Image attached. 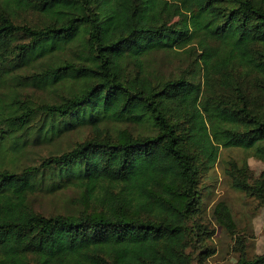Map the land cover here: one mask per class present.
I'll use <instances>...</instances> for the list:
<instances>
[{"label":"trees","instance_id":"obj_1","mask_svg":"<svg viewBox=\"0 0 264 264\" xmlns=\"http://www.w3.org/2000/svg\"><path fill=\"white\" fill-rule=\"evenodd\" d=\"M161 52L188 66L163 75ZM29 85L69 91L37 102ZM116 122L143 129H107ZM87 125L98 134L18 166L28 146ZM222 147L264 163V0H0V264L205 259L201 181ZM224 173L264 203V168L232 159ZM64 188L78 210L32 205ZM212 216L235 230L225 203ZM232 264H264V252L241 246Z\"/></svg>","mask_w":264,"mask_h":264},{"label":"rangeland","instance_id":"obj_2","mask_svg":"<svg viewBox=\"0 0 264 264\" xmlns=\"http://www.w3.org/2000/svg\"><path fill=\"white\" fill-rule=\"evenodd\" d=\"M184 54H169L161 52L155 55L154 65L164 73L165 76L178 73L180 68L187 67L188 62L184 60ZM22 88V87H21ZM60 88V87H59ZM69 91V86L64 85L61 89H39L32 85L23 87L21 92L34 101H54L63 93ZM110 131L115 128H127L133 133H138L143 128L130 122H116V124L107 123ZM106 126H104L105 128ZM96 129L87 125L79 126L68 131L66 134L55 139L51 144H33L28 146L25 155L17 158L18 166L36 163L38 164L46 155L67 150L77 142L85 141L95 136ZM246 158L256 174L264 168V163L256 158L246 149L231 147L221 148L220 157L216 166L211 168L207 177L202 178L201 188L205 197L206 207L204 221L208 225V239L206 243L212 253L205 259L199 258L196 254L194 264H232L239 253V248L243 246L250 255L264 252V203H261L255 197L249 196L242 190L235 188L230 178L224 173L226 160H241ZM7 165H15L8 157L4 160ZM79 191L75 188H64L55 192L46 190L38 191L32 197V205L40 212L52 214L57 212L75 211L80 208L77 197ZM223 202L230 207L234 214V231L230 228L220 225L212 216L214 206L218 202ZM240 238H237L239 237ZM241 239V242H236ZM200 249L196 250L200 253ZM71 258L66 257L50 260V263L69 264Z\"/></svg>","mask_w":264,"mask_h":264}]
</instances>
